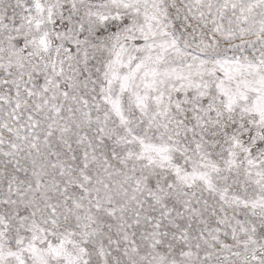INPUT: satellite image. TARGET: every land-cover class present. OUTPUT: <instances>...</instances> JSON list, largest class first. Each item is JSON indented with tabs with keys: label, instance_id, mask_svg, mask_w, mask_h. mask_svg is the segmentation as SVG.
I'll list each match as a JSON object with an SVG mask.
<instances>
[{
	"label": "snow or ice",
	"instance_id": "6c2138e0",
	"mask_svg": "<svg viewBox=\"0 0 264 264\" xmlns=\"http://www.w3.org/2000/svg\"><path fill=\"white\" fill-rule=\"evenodd\" d=\"M0 264H264V0H0Z\"/></svg>",
	"mask_w": 264,
	"mask_h": 264
}]
</instances>
